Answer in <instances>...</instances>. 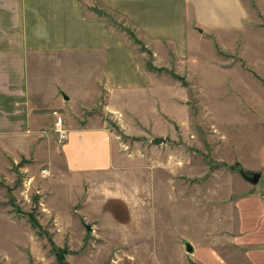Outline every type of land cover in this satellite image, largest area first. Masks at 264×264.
I'll list each match as a JSON object with an SVG mask.
<instances>
[{
    "label": "rangeland",
    "instance_id": "obj_1",
    "mask_svg": "<svg viewBox=\"0 0 264 264\" xmlns=\"http://www.w3.org/2000/svg\"><path fill=\"white\" fill-rule=\"evenodd\" d=\"M238 1L241 29L196 28L182 56L108 12L145 88L108 90L101 50L0 46V264H264V0ZM58 118L106 128L109 168L70 171Z\"/></svg>",
    "mask_w": 264,
    "mask_h": 264
},
{
    "label": "crops",
    "instance_id": "obj_2",
    "mask_svg": "<svg viewBox=\"0 0 264 264\" xmlns=\"http://www.w3.org/2000/svg\"><path fill=\"white\" fill-rule=\"evenodd\" d=\"M0 1L5 2L1 7L9 11L5 19H0V30L5 35L11 34L7 38L8 42L0 41V46L4 49L8 46L6 58L25 57L28 52L101 50L104 54L102 71L108 90L145 88L150 85L151 80L136 52L123 41L120 32L109 26L108 12L125 17L152 41L160 42L161 45L164 42L174 43L178 56L188 53L189 37L194 30L201 31L200 28H205L218 32L226 26L238 30L244 25L245 14L238 0H215L217 5H224L220 9L227 12L223 21H218L217 18L205 19L211 14L201 11V7L205 8L203 2L206 0ZM191 5L195 14H191L190 20ZM95 9H101L102 13L99 14ZM220 22L221 25L214 26ZM3 27L7 30H2ZM155 55H159L156 50ZM23 74L21 65V81L28 85ZM67 129L68 137L61 149L64 150L63 160L70 171L82 173L109 168L112 142L106 128L72 125Z\"/></svg>",
    "mask_w": 264,
    "mask_h": 264
},
{
    "label": "water",
    "instance_id": "obj_3",
    "mask_svg": "<svg viewBox=\"0 0 264 264\" xmlns=\"http://www.w3.org/2000/svg\"><path fill=\"white\" fill-rule=\"evenodd\" d=\"M95 11L98 12L99 14L102 13L101 9H95ZM63 97L65 99H67V96L65 94H63ZM163 140H164V137H155L153 139V142L154 143H161V142H163ZM260 177H261V174L257 172V173H254L253 176L250 177V179H251V181L253 183H258L259 180H260ZM186 249H187L188 252H193L194 251V246L190 242H186Z\"/></svg>",
    "mask_w": 264,
    "mask_h": 264
},
{
    "label": "built area",
    "instance_id": "obj_4",
    "mask_svg": "<svg viewBox=\"0 0 264 264\" xmlns=\"http://www.w3.org/2000/svg\"><path fill=\"white\" fill-rule=\"evenodd\" d=\"M61 124H62V120L60 118H58L57 122L55 123V129L58 133L59 141L64 142L66 140L68 134H67L66 130H64L62 128Z\"/></svg>",
    "mask_w": 264,
    "mask_h": 264
}]
</instances>
